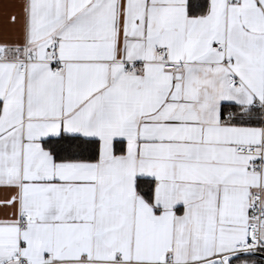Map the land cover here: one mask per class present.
Wrapping results in <instances>:
<instances>
[{
    "label": "snow or ice",
    "instance_id": "6c2138e0",
    "mask_svg": "<svg viewBox=\"0 0 264 264\" xmlns=\"http://www.w3.org/2000/svg\"><path fill=\"white\" fill-rule=\"evenodd\" d=\"M18 7L0 264H264V0Z\"/></svg>",
    "mask_w": 264,
    "mask_h": 264
},
{
    "label": "crops",
    "instance_id": "0c3cea01",
    "mask_svg": "<svg viewBox=\"0 0 264 264\" xmlns=\"http://www.w3.org/2000/svg\"><path fill=\"white\" fill-rule=\"evenodd\" d=\"M23 0H0V41L5 39H15L18 35L19 29L22 26V20L16 25H12L10 22V17L16 15L18 17L22 16L20 9L18 7ZM9 194L3 189H0V202L6 200ZM6 214V209L3 204L0 203V219H4Z\"/></svg>",
    "mask_w": 264,
    "mask_h": 264
}]
</instances>
